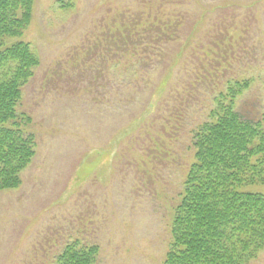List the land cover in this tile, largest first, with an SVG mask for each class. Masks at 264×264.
<instances>
[{
  "label": "rangeland",
  "instance_id": "374dc122",
  "mask_svg": "<svg viewBox=\"0 0 264 264\" xmlns=\"http://www.w3.org/2000/svg\"><path fill=\"white\" fill-rule=\"evenodd\" d=\"M158 14L182 22L165 44L145 30L139 62L123 42ZM16 41L40 60L18 105L36 156L18 188L0 189V264H54L75 239L100 246L97 264H163L192 130L214 96L248 80L235 108L264 120V0H35Z\"/></svg>",
  "mask_w": 264,
  "mask_h": 264
},
{
  "label": "trees",
  "instance_id": "16d2710c",
  "mask_svg": "<svg viewBox=\"0 0 264 264\" xmlns=\"http://www.w3.org/2000/svg\"><path fill=\"white\" fill-rule=\"evenodd\" d=\"M34 2L0 0V189L18 188L36 156V137L29 129L33 118L19 112L18 105L40 60L29 43L9 42L30 23ZM177 19L182 22L180 16L158 14L142 23L138 37L128 34L123 42L125 51L144 55L145 30L156 29L154 37L164 43ZM197 80L206 83V76L198 74ZM246 86L248 80H236L218 91L206 118L192 130L193 153L173 200L163 264H252L264 252V194L244 189L264 183V120L254 124L236 110L235 99ZM169 118L175 128L183 121L174 111ZM99 251L98 244L75 239L54 264H97Z\"/></svg>",
  "mask_w": 264,
  "mask_h": 264
},
{
  "label": "crops",
  "instance_id": "0c3cea01",
  "mask_svg": "<svg viewBox=\"0 0 264 264\" xmlns=\"http://www.w3.org/2000/svg\"><path fill=\"white\" fill-rule=\"evenodd\" d=\"M108 114V113H107ZM108 116H109V114H108ZM31 166L33 165V161H32V163L30 164ZM66 219V216H62V217H60V220H65Z\"/></svg>",
  "mask_w": 264,
  "mask_h": 264
}]
</instances>
